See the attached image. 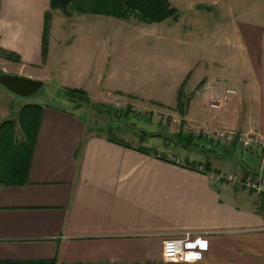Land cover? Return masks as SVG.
Returning a JSON list of instances; mask_svg holds the SVG:
<instances>
[{"label":"crops","instance_id":"crops-1","mask_svg":"<svg viewBox=\"0 0 264 264\" xmlns=\"http://www.w3.org/2000/svg\"><path fill=\"white\" fill-rule=\"evenodd\" d=\"M168 2L178 20L147 25L159 52L191 48L188 67L176 66L184 75L191 72L185 122L195 132L264 138V0ZM48 9L49 0H0V50L20 57L15 76L32 78L26 67H41ZM204 51L206 58L199 56ZM229 89L235 93L212 108V100ZM104 91L118 97L116 90ZM7 98L3 121L15 119L23 106L13 114L14 101ZM154 101L176 105V99L172 105ZM40 113L31 152L26 145L12 149L2 164L1 178L20 184L0 183V264H165L162 249L169 238L183 247L175 264H186L188 253L199 254L189 264H264V196L208 178L209 172L230 171L264 180L261 152L206 143L202 150H170L180 160L172 163L141 151L149 148L107 140L106 129L89 126L86 113L48 105ZM24 141L16 126L13 146ZM206 163L208 173L189 168Z\"/></svg>","mask_w":264,"mask_h":264},{"label":"rangeland","instance_id":"rangeland-1","mask_svg":"<svg viewBox=\"0 0 264 264\" xmlns=\"http://www.w3.org/2000/svg\"><path fill=\"white\" fill-rule=\"evenodd\" d=\"M47 48L45 63L41 59L40 68L26 65L25 70L26 74L32 75L29 79L41 81L43 86L26 98L16 96L0 86V111L7 108V97H11L10 101H14L13 114H17L15 112L25 104L48 105L82 116L86 113L89 126L113 129L116 139L135 147L165 151L166 156H170L174 162L180 160L169 152L172 149L177 152L178 148L166 146L164 139L174 137L180 129L185 135L194 136L195 140L200 136L195 135V126L185 122L175 107L166 108L154 101L162 99L167 104H174L181 86L179 78L181 74L184 75V69H177L176 66L181 64L185 65V69L188 67L186 64L192 58L189 55L191 48L182 46L183 54L174 52L173 47L161 53L158 37L147 24L135 19L123 21L91 14L71 13L66 16L61 11L53 13ZM206 53L204 51L199 56L206 58ZM12 63L0 56V71L14 75V70L18 69L15 64L21 62ZM190 73L186 71L182 83L185 79L188 83ZM102 87L116 90L115 95L118 97L106 96L107 92H100ZM74 88L86 89L89 98H98L99 101L90 100L88 107L74 109L65 97L66 92ZM123 90L131 95H122L119 91ZM127 107L130 114L125 111ZM119 111H123L122 114H118ZM2 122L0 112V124ZM201 129L205 128H197L196 131ZM200 138L196 140L195 150H202L201 146L206 145L207 140Z\"/></svg>","mask_w":264,"mask_h":264},{"label":"trees","instance_id":"trees-1","mask_svg":"<svg viewBox=\"0 0 264 264\" xmlns=\"http://www.w3.org/2000/svg\"><path fill=\"white\" fill-rule=\"evenodd\" d=\"M56 11H61L64 15L70 16L71 13H76L78 15H97L112 17L115 19L130 21L135 19L139 23L143 24H158L162 23L168 19L173 21L178 20L179 12L177 9L173 8L168 0H49V9L44 13L43 16V31H42V46H41V59L42 63H45L47 58V41L48 34L51 28V21L53 18V13ZM0 56L14 63H20V58L13 53H7L4 50H0ZM0 74H3L0 72ZM186 79L181 84L176 97L175 110L180 117L184 118L186 115V110L189 104V96L185 92ZM66 100L72 104L74 109L88 107L91 104L89 96L82 89H69L66 92ZM42 105L40 104H25L22 106L20 112L17 114L15 119H7L0 124V174H3L4 167L3 162L7 163L8 157L12 154V149L15 151L20 146H29L27 148L30 150V143L35 137L37 128L39 126L40 111ZM127 114H130V110H125ZM118 112V111H117ZM121 112L123 111H119ZM16 126L22 131L25 137V141L18 147H14V135ZM113 129H106L105 133L107 140L123 144L120 140L116 139L113 133ZM160 137V136H158ZM197 137L196 140H200ZM196 140L194 136L185 135L182 129H180L174 137H169L164 139L165 145L168 147H173L175 149L190 150L196 149ZM206 142V141H205ZM207 143V142H206ZM208 145H214L213 142L207 143ZM125 145V144H124ZM215 147H217L215 145ZM145 154L153 155L160 160L167 162H172L166 156L164 152L153 151L151 149L141 150ZM6 165V164H5ZM194 171H199L201 173H208L210 168L208 164L194 165L189 167ZM202 168V170H200ZM211 173V172H209ZM246 176V175H245ZM0 183L4 186L11 184L20 183H9L1 178ZM4 264H54L53 262H35V263H4Z\"/></svg>","mask_w":264,"mask_h":264},{"label":"built area","instance_id":"built-area-1","mask_svg":"<svg viewBox=\"0 0 264 264\" xmlns=\"http://www.w3.org/2000/svg\"><path fill=\"white\" fill-rule=\"evenodd\" d=\"M234 93L233 90H226L221 99L213 101L210 106L215 109L219 108L227 100L228 96ZM197 134L202 139L207 140V142H214L215 144L225 145L227 147L235 143V145L243 150H254L264 155V138L253 132L239 133L236 131L205 128L196 131L195 135ZM167 158L170 160L171 157L168 156ZM175 162L179 163L177 161ZM208 178L215 183L226 182L230 185L252 191L255 195L264 196V180L257 176H243L240 172L221 171L213 174L208 173ZM182 250V245L175 239L169 238L165 240L162 249L163 262L165 264L178 263L182 259Z\"/></svg>","mask_w":264,"mask_h":264},{"label":"water","instance_id":"water-1","mask_svg":"<svg viewBox=\"0 0 264 264\" xmlns=\"http://www.w3.org/2000/svg\"><path fill=\"white\" fill-rule=\"evenodd\" d=\"M0 86L16 96L26 98L35 94L43 86V82L3 73L0 74Z\"/></svg>","mask_w":264,"mask_h":264},{"label":"clouds","instance_id":"clouds-1","mask_svg":"<svg viewBox=\"0 0 264 264\" xmlns=\"http://www.w3.org/2000/svg\"><path fill=\"white\" fill-rule=\"evenodd\" d=\"M206 243V242H205ZM190 256H199V254H196V253H188L185 255V261H186V264H189V257Z\"/></svg>","mask_w":264,"mask_h":264},{"label":"snow or ice","instance_id":"snow-or-ice-1","mask_svg":"<svg viewBox=\"0 0 264 264\" xmlns=\"http://www.w3.org/2000/svg\"><path fill=\"white\" fill-rule=\"evenodd\" d=\"M189 247H192L193 245H188ZM204 247H206V244L205 245H203ZM190 258V257H189Z\"/></svg>","mask_w":264,"mask_h":264}]
</instances>
